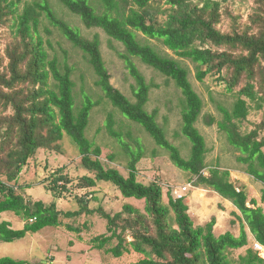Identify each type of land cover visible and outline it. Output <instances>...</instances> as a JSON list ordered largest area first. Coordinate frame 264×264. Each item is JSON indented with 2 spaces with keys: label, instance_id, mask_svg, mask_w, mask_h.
Here are the masks:
<instances>
[{
  "label": "trees",
  "instance_id": "1",
  "mask_svg": "<svg viewBox=\"0 0 264 264\" xmlns=\"http://www.w3.org/2000/svg\"><path fill=\"white\" fill-rule=\"evenodd\" d=\"M160 1L163 0H99L96 5L93 0H61L88 28H101L125 46L126 51L120 56L137 82L136 101H133L111 82L99 35L92 39L84 36L58 16L49 0L27 4L22 12L17 9V0H0V29L16 30L15 42L4 52L0 47V107L5 111L13 110L0 113V216L12 211L26 221L19 229L13 228L10 221H0V242L24 238L47 226H61L64 215L74 217L83 211L97 210L107 219L109 233L95 236L92 239L94 246L107 248L118 257L131 250L145 255L133 264H264V258L253 246L238 260L229 257L230 250L249 245L246 227L254 239L264 245V209L255 200L249 202L247 189L240 188L231 179L230 170L213 167L209 174L205 173L208 145L197 126L205 103L190 79L189 68L138 34L142 32L179 56L195 62L198 80L204 81L214 74L229 91L239 89L232 110L221 107L224 118L218 125L230 144L241 152L238 160L245 164L247 172L264 183V117L253 129L242 130V123L250 113L247 98L260 108L264 102V0H252V12L245 24L240 23L239 17L231 15L234 24L228 31L220 28V0H206L203 6L194 0H164L170 5L164 10L165 19L156 5ZM43 16L85 53L98 76V85L115 107L142 124L156 143L169 151L178 167L197 176V184L212 187L238 207L243 220L239 236L231 231L216 235L214 217L204 225H195L185 199L170 194L168 206L163 201L161 183L144 184L138 180L137 165L143 158L140 141H137L138 151H134L121 139L130 156L128 175L118 168L106 167L102 148L87 136L95 103L87 97L77 104L71 68L68 65L62 67L57 58L51 59L44 46L40 35ZM133 57L173 79L181 89L184 97L182 133L192 144L188 158L167 137L157 113L146 109L151 85ZM215 122L214 117H210L208 123ZM114 124L110 115L108 129L119 138ZM65 134L77 144L83 166L94 173L80 177L82 186L94 187L98 181L113 183L124 196L145 200L146 213L132 205L124 207L127 216L121 212L111 214L102 207L89 209L90 198H95L94 190L90 191L92 196L88 193L82 198L81 209L75 211H63L55 201L50 204L42 200L31 201L20 193L13 182H17L30 158L41 148L60 150ZM109 158L114 160L112 155ZM50 178L55 194L68 190L70 178L67 175L56 172ZM60 181L66 183L60 184ZM68 226L71 230H79L73 225ZM110 244L113 245L109 247ZM0 264L43 263L4 256L0 257Z\"/></svg>",
  "mask_w": 264,
  "mask_h": 264
},
{
  "label": "rangeland",
  "instance_id": "2",
  "mask_svg": "<svg viewBox=\"0 0 264 264\" xmlns=\"http://www.w3.org/2000/svg\"><path fill=\"white\" fill-rule=\"evenodd\" d=\"M17 9L22 12L27 4L42 0H17ZM200 6L206 0H194ZM222 24L220 28L228 31L234 24L231 15L240 18V23H246L252 12V0H220ZM58 16L68 21L79 29L88 38L99 35L102 42V53L111 73V82L115 87L124 92L131 100L136 101L134 89L137 82L128 69L124 59L120 56L125 52V46L112 39L101 28H88L82 19L66 7L61 0H49ZM98 5L99 0H93ZM161 10V17L165 19V9L170 5L165 1L156 4ZM239 28H242L240 24ZM15 31L9 28H1L2 36L1 50L15 42ZM139 37L154 45L162 53L179 60L190 70V79L195 89L204 100V109L197 122L198 128L205 135L208 145L206 155L207 169L220 167L231 172V179L240 188H246L249 194V202L257 201L264 209V183L247 172L245 164L238 160L241 152L236 149L227 139L218 121L224 118L221 107L232 110L237 100L238 88L229 91L225 84L218 80V76L210 74L204 81L198 80L197 64L190 59L179 56L175 51L165 46L162 42L144 36L138 32ZM40 35L44 40V46L50 58H57L62 67L68 65L72 70V77L76 83V102L80 105L87 97L95 103L91 113L90 125L87 136L102 148V160L106 167L118 168L121 172L129 174L130 156L126 153L121 139L127 143L131 150L138 151V142L142 145L143 158L138 163V180L144 184L159 182L164 187V203L169 206V197L183 198L189 206L188 212L192 215L195 225H204L213 217L216 218L214 231L216 235L231 231L236 236L241 234L243 220L241 211L228 199L216 193L212 187L205 184H197V176L189 171L178 167L171 159L170 153L159 146L153 136L145 127L124 115L107 98L105 92L98 85V76L90 65L85 53L76 47L64 34L55 27L45 16L42 18ZM140 70L144 73L148 83L151 85L150 99L146 109L157 113L158 122L165 128L167 137L179 146L184 157L191 154V142L182 133L184 97L181 89L173 79L168 78L160 71L142 62L138 57H133ZM250 104V113L242 123V130L249 131L254 128L255 123L262 121L264 117V102L258 107L256 102L247 98ZM77 109V105L76 108ZM0 107V113H10ZM112 115L115 124L114 130L119 138L113 136L108 129L109 117ZM210 117L216 122L210 125ZM4 128H1V130ZM264 135V133H263ZM114 160L111 161L109 156ZM62 172L70 178L67 183L68 190L57 195L51 189V178L53 173ZM94 173L82 164V155L73 139L65 134L61 141L60 150L41 148L37 155L30 158L24 167L17 182H13L28 200H42L46 204L56 202L59 209L63 211H75L81 209L82 198L90 191H95V198H90L89 209L104 208L111 214L123 213L125 205L137 207L146 213L145 200L135 197H126L113 183L98 181L94 187H84L80 183V177ZM5 179V178H4ZM60 181V184H65ZM171 194V195H170ZM92 196V194H91ZM173 214V212H172ZM7 220L12 227L23 228L26 221L12 211L1 214L0 221ZM68 225L78 227L79 230H71ZM249 236V245L229 251V257L235 261L240 255L247 252V248L254 246V237L249 227H246ZM108 232L107 219L99 211H83L74 217L63 216L61 226H47L38 232H30L24 238L11 242H0V257L10 256L17 259H25L34 263L43 264H133L145 255L131 250L118 257L107 248H96L92 242L95 236ZM132 238L131 236L129 237ZM113 244H110L112 246ZM264 258V252L260 253Z\"/></svg>",
  "mask_w": 264,
  "mask_h": 264
},
{
  "label": "built area",
  "instance_id": "3",
  "mask_svg": "<svg viewBox=\"0 0 264 264\" xmlns=\"http://www.w3.org/2000/svg\"><path fill=\"white\" fill-rule=\"evenodd\" d=\"M253 247L259 252V254L262 253V252H264V245L262 243H260L259 241H256L255 240Z\"/></svg>",
  "mask_w": 264,
  "mask_h": 264
}]
</instances>
